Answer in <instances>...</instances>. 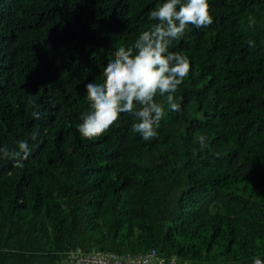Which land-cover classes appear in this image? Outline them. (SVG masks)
<instances>
[{
  "label": "trees",
  "instance_id": "trees-1",
  "mask_svg": "<svg viewBox=\"0 0 264 264\" xmlns=\"http://www.w3.org/2000/svg\"><path fill=\"white\" fill-rule=\"evenodd\" d=\"M163 2L0 0V148L31 147L22 167L0 158V264L264 260V0H208L213 23L172 42L190 71L154 139L127 113L93 139L77 130L85 85Z\"/></svg>",
  "mask_w": 264,
  "mask_h": 264
},
{
  "label": "clouds",
  "instance_id": "clouds-1",
  "mask_svg": "<svg viewBox=\"0 0 264 264\" xmlns=\"http://www.w3.org/2000/svg\"><path fill=\"white\" fill-rule=\"evenodd\" d=\"M208 0H164L149 12L155 21L141 31L131 46H119L114 58L107 61L101 83L85 85L90 110L80 117L77 130L84 139L103 135L120 117L127 113L135 117L132 131L144 141L154 139L167 110L179 111L178 92L190 71V60L183 52L169 51L174 40L184 36L189 25L196 28L213 23ZM161 99L157 101V97ZM34 103V101H33ZM137 105L139 107H137ZM39 119L40 113L33 112ZM38 133L30 136L36 140ZM206 137L199 136L205 147ZM11 150L0 148V158L11 159L14 167H22L31 154L28 140L21 139ZM253 264H264L259 258Z\"/></svg>",
  "mask_w": 264,
  "mask_h": 264
},
{
  "label": "built area",
  "instance_id": "built-area-1",
  "mask_svg": "<svg viewBox=\"0 0 264 264\" xmlns=\"http://www.w3.org/2000/svg\"><path fill=\"white\" fill-rule=\"evenodd\" d=\"M260 259V258H259ZM264 261L263 259H260ZM66 264H151L156 261L157 264H180L176 259L159 258L156 250L137 256H120L111 253L94 252L85 254L81 250L72 252L66 257ZM253 264V262L251 263Z\"/></svg>",
  "mask_w": 264,
  "mask_h": 264
},
{
  "label": "rangeland",
  "instance_id": "rangeland-1",
  "mask_svg": "<svg viewBox=\"0 0 264 264\" xmlns=\"http://www.w3.org/2000/svg\"><path fill=\"white\" fill-rule=\"evenodd\" d=\"M66 260V259H65ZM66 262V261H65ZM151 264H157V262L156 261H154V262H151Z\"/></svg>",
  "mask_w": 264,
  "mask_h": 264
}]
</instances>
